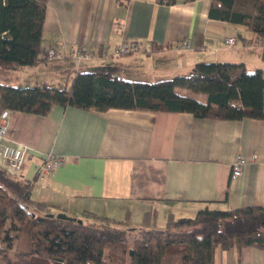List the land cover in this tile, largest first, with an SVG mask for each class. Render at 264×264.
Instances as JSON below:
<instances>
[{
  "label": "crops",
  "instance_id": "obj_1",
  "mask_svg": "<svg viewBox=\"0 0 264 264\" xmlns=\"http://www.w3.org/2000/svg\"><path fill=\"white\" fill-rule=\"evenodd\" d=\"M210 4L48 0L46 58L34 65L0 67V81L61 87L79 69L109 68L130 79L154 81L188 73L200 60L245 62L250 69H264L261 42L250 30L210 17ZM229 35L239 37L235 45L225 43ZM126 41L138 42L140 49L116 54ZM51 47L62 52L49 58ZM80 48L91 56L78 59L75 51ZM194 95L207 100L206 94ZM6 141L27 147L22 177L34 182L33 195L57 213L86 218L93 211L113 219L129 213L141 225L146 213L156 211L157 225L163 227L171 214L194 216L204 207L264 206V119L54 104L46 115L9 111ZM253 153L257 159L244 166L241 176H233L238 155ZM51 154L66 161L41 177L37 164ZM0 164L7 167L1 154ZM214 264H264V248L219 246Z\"/></svg>",
  "mask_w": 264,
  "mask_h": 264
},
{
  "label": "trees",
  "instance_id": "obj_2",
  "mask_svg": "<svg viewBox=\"0 0 264 264\" xmlns=\"http://www.w3.org/2000/svg\"><path fill=\"white\" fill-rule=\"evenodd\" d=\"M47 5L48 0H0V67L34 65L46 58ZM209 16L243 24L261 42L264 58V0H211ZM177 88L206 94L207 100L180 94ZM54 104L264 119V69L200 60L188 73L154 81L130 79L115 68L79 69L61 87L0 81V114L8 109L46 115ZM33 189L32 180L0 164V264H214L219 246L264 248L262 205L204 207L179 218L171 214L163 227L157 225L156 211L146 213L141 225L129 213L113 219L93 211L80 222L58 217Z\"/></svg>",
  "mask_w": 264,
  "mask_h": 264
},
{
  "label": "built area",
  "instance_id": "obj_3",
  "mask_svg": "<svg viewBox=\"0 0 264 264\" xmlns=\"http://www.w3.org/2000/svg\"><path fill=\"white\" fill-rule=\"evenodd\" d=\"M238 41L237 36L229 35L225 37V43L228 45H235ZM184 45L190 46L189 41H183ZM140 49L139 43L136 41H126L118 45L116 48V54L126 53L131 51H138ZM62 51L56 47H51L48 49L47 56L49 58H54L58 56ZM75 54L78 59L88 58L91 53L83 50L82 48L77 49ZM8 116L9 110L5 109L0 114V154L4 158L7 168L19 176H22L23 166L27 157V147L16 145L6 141L7 131H8ZM258 154L253 153L251 157L244 155H238L236 161L233 164V176L239 177L243 174L244 166L250 161L257 159ZM66 158L61 155L51 154L47 155L46 158L37 164V172L41 177L52 173L56 167L63 164Z\"/></svg>",
  "mask_w": 264,
  "mask_h": 264
},
{
  "label": "rangeland",
  "instance_id": "obj_4",
  "mask_svg": "<svg viewBox=\"0 0 264 264\" xmlns=\"http://www.w3.org/2000/svg\"><path fill=\"white\" fill-rule=\"evenodd\" d=\"M235 25H238L239 27H240V29H243V31H247L248 29L243 25V24H235ZM44 44V43H43ZM250 64H255V63H253V62H251ZM252 66V65H251ZM257 67L255 66V65H253V68L252 69H256ZM250 69V68H249ZM177 90V92H179L180 94H182L183 92H188L191 96H194L195 97V95L194 94H196V93H194V92H192V91H190V90H188V89H186V88H177L176 89Z\"/></svg>",
  "mask_w": 264,
  "mask_h": 264
},
{
  "label": "water",
  "instance_id": "obj_5",
  "mask_svg": "<svg viewBox=\"0 0 264 264\" xmlns=\"http://www.w3.org/2000/svg\"><path fill=\"white\" fill-rule=\"evenodd\" d=\"M51 215H54V214L51 213ZM56 215H57L58 217L65 218V219L78 220V221H80V222L82 221L81 218H78V217H75V216L69 215V214H67V213H65V212H58V213H56Z\"/></svg>",
  "mask_w": 264,
  "mask_h": 264
}]
</instances>
